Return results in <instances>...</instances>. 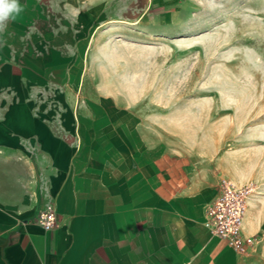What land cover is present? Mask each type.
I'll use <instances>...</instances> for the list:
<instances>
[{
  "label": "crops",
  "instance_id": "crops-1",
  "mask_svg": "<svg viewBox=\"0 0 264 264\" xmlns=\"http://www.w3.org/2000/svg\"><path fill=\"white\" fill-rule=\"evenodd\" d=\"M192 2L19 0L23 11L0 32V264H252L206 227L219 179H203L127 110L51 88L58 75L71 82L97 7L135 6L132 24L161 28ZM49 201L55 230L25 223ZM248 217L243 232L256 235L258 215L253 229Z\"/></svg>",
  "mask_w": 264,
  "mask_h": 264
},
{
  "label": "rangeland",
  "instance_id": "rangeland-1",
  "mask_svg": "<svg viewBox=\"0 0 264 264\" xmlns=\"http://www.w3.org/2000/svg\"><path fill=\"white\" fill-rule=\"evenodd\" d=\"M191 1L185 13L172 9L182 21L161 28L147 17L132 24L135 6L97 7L71 82L58 75L51 88L127 110L160 145L186 153L203 179L252 183L256 196L264 193V0ZM252 200L259 241L249 260L264 264V195Z\"/></svg>",
  "mask_w": 264,
  "mask_h": 264
},
{
  "label": "built area",
  "instance_id": "built-area-1",
  "mask_svg": "<svg viewBox=\"0 0 264 264\" xmlns=\"http://www.w3.org/2000/svg\"><path fill=\"white\" fill-rule=\"evenodd\" d=\"M255 194V186L252 183L236 185L220 178L214 199L205 207V224L209 234L223 241L241 257L252 256L259 241L256 235L246 236L243 232L248 200ZM25 223L36 224L45 232L55 230L59 221L52 202H47L34 219Z\"/></svg>",
  "mask_w": 264,
  "mask_h": 264
},
{
  "label": "clouds",
  "instance_id": "clouds-1",
  "mask_svg": "<svg viewBox=\"0 0 264 264\" xmlns=\"http://www.w3.org/2000/svg\"><path fill=\"white\" fill-rule=\"evenodd\" d=\"M22 11L19 0H0V32L5 31L9 19H14Z\"/></svg>",
  "mask_w": 264,
  "mask_h": 264
},
{
  "label": "bare ground",
  "instance_id": "bare-ground-1",
  "mask_svg": "<svg viewBox=\"0 0 264 264\" xmlns=\"http://www.w3.org/2000/svg\"><path fill=\"white\" fill-rule=\"evenodd\" d=\"M256 194H257V193H256ZM262 195H264V193L259 191V192H258V195H256V196L253 195L254 197H253V196L250 197V199L248 200V204H247L246 212H247V210H248V206L250 207V210H251L252 207H253V205H254V204H253V203H254V200H252V198L254 199V198H256L257 196H262ZM250 200H251L252 202L249 203ZM256 201H257V200H256ZM255 207H256V206H255ZM250 210H249V211H250ZM252 210H253V209H252ZM246 224H247V225L249 224L250 227H251V225H252V220H250V217L247 218V220H246Z\"/></svg>",
  "mask_w": 264,
  "mask_h": 264
}]
</instances>
